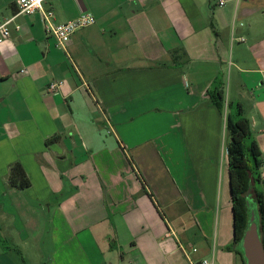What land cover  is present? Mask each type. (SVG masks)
I'll return each mask as SVG.
<instances>
[{
	"label": "crops",
	"instance_id": "obj_1",
	"mask_svg": "<svg viewBox=\"0 0 264 264\" xmlns=\"http://www.w3.org/2000/svg\"><path fill=\"white\" fill-rule=\"evenodd\" d=\"M17 1L0 0V26L14 18L0 44V236L20 254L0 246V264H186L179 245L246 264L226 116L239 104L251 122L264 194V0H47L57 24L96 19L67 53ZM217 77L223 111L207 95ZM15 163L28 189L9 186Z\"/></svg>",
	"mask_w": 264,
	"mask_h": 264
},
{
	"label": "trees",
	"instance_id": "obj_2",
	"mask_svg": "<svg viewBox=\"0 0 264 264\" xmlns=\"http://www.w3.org/2000/svg\"><path fill=\"white\" fill-rule=\"evenodd\" d=\"M208 97L219 111H223L226 104L224 84L217 77L207 92ZM236 111L233 112V108ZM226 129L228 142L226 152L228 156V172L233 210L234 242L241 243L249 227V209L245 203L246 196L251 194L259 212L260 230L264 226V194L259 190L262 184L261 168L263 157L257 142L253 137L251 122L243 114L241 105H228ZM57 137L46 141L47 145L55 142ZM8 182L11 188L25 190L31 182L20 163H15L9 169ZM261 232V231H260ZM264 247V238L259 235ZM0 246L6 252H17L6 240L0 236Z\"/></svg>",
	"mask_w": 264,
	"mask_h": 264
},
{
	"label": "built area",
	"instance_id": "obj_3",
	"mask_svg": "<svg viewBox=\"0 0 264 264\" xmlns=\"http://www.w3.org/2000/svg\"><path fill=\"white\" fill-rule=\"evenodd\" d=\"M47 0H18L17 1V14L32 16L39 14L43 22V26L47 35L52 37L56 42V47L67 53V46L72 36L79 30L93 26L96 23V19L91 14H81L77 18L65 23L57 24L54 21V12L46 10L44 4ZM220 5H224V2H220ZM14 18L5 21L0 26V44L5 42L10 37L9 24ZM20 29L19 26L16 27ZM243 41V39H242ZM25 70L21 71L24 73ZM64 86L63 81H52L47 86V93L55 94ZM180 251L183 253L186 264H218L214 258L211 259H194L193 255L198 252L197 248H190L189 250L182 245H179Z\"/></svg>",
	"mask_w": 264,
	"mask_h": 264
},
{
	"label": "water",
	"instance_id": "obj_4",
	"mask_svg": "<svg viewBox=\"0 0 264 264\" xmlns=\"http://www.w3.org/2000/svg\"><path fill=\"white\" fill-rule=\"evenodd\" d=\"M254 219L243 237V252L246 264H264V247L257 233Z\"/></svg>",
	"mask_w": 264,
	"mask_h": 264
},
{
	"label": "rangeland",
	"instance_id": "obj_5",
	"mask_svg": "<svg viewBox=\"0 0 264 264\" xmlns=\"http://www.w3.org/2000/svg\"><path fill=\"white\" fill-rule=\"evenodd\" d=\"M235 108L236 107L233 108V110H232L233 112L236 111ZM227 138H228V133H227ZM226 146H227V144H226ZM245 203L247 204V207L249 209V220H250V224H251L252 220L254 219V223L257 225V230L256 231L260 235V233H261L260 231L261 230H260V219H259L260 217H259V212H258V208H257L256 203H255L254 199L252 198L251 194H248L246 196ZM240 244H241V246H243V240H242V242ZM21 258H20L21 262L19 260V264L20 263L21 264H31L30 263V260H24L23 258L22 259ZM43 261L45 263H47V260H43Z\"/></svg>",
	"mask_w": 264,
	"mask_h": 264
}]
</instances>
